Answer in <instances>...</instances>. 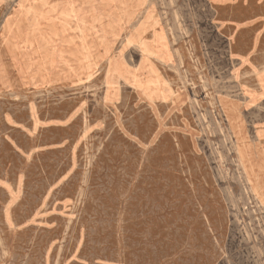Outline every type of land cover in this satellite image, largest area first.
I'll return each instance as SVG.
<instances>
[{
  "label": "rangeland",
  "instance_id": "rangeland-1",
  "mask_svg": "<svg viewBox=\"0 0 264 264\" xmlns=\"http://www.w3.org/2000/svg\"><path fill=\"white\" fill-rule=\"evenodd\" d=\"M207 7L0 0V264H264V65L164 48L134 76L142 39L211 36Z\"/></svg>",
  "mask_w": 264,
  "mask_h": 264
},
{
  "label": "crops",
  "instance_id": "crops-1",
  "mask_svg": "<svg viewBox=\"0 0 264 264\" xmlns=\"http://www.w3.org/2000/svg\"><path fill=\"white\" fill-rule=\"evenodd\" d=\"M207 2L209 7L206 8V14L210 16L212 25L208 30L212 35L205 36V38H197L196 30L193 29L192 21L190 20V36L185 39L184 44L173 45L166 38L164 40L156 37L142 39V47L146 48V51H144V56L141 58L140 68L134 74L135 77L138 76L141 79L149 78L150 73L154 72L149 67V61L153 63L154 60H157L160 63V79L163 78V74H167L165 71L166 66L170 65V60L167 58L164 48H173L172 59L174 66L179 70L181 66L183 68L186 66L189 74L195 73L196 61L192 60L191 54L194 53L196 57L195 48L198 46L224 47L225 50H220V54L225 56L226 64L229 60L228 47H245L246 50L242 53L238 51L232 53V60L237 62V67H239L240 71L245 70L253 74L263 73L261 66L264 65V0H207ZM163 33L160 31L161 35ZM176 47L180 48L178 54H182L179 59L176 56ZM182 47H189L188 56L186 51L181 49ZM191 48H194L193 52ZM181 59L182 62L180 61ZM203 63L207 67V61L204 60ZM127 77L125 75V78ZM165 90L166 88L160 82V94L166 95L163 93ZM163 100L160 98V101ZM168 101L172 102V100ZM262 137L260 142L264 143V135ZM255 141H258V139ZM261 159L263 160V158ZM261 175L264 177V172ZM261 189L264 190V186Z\"/></svg>",
  "mask_w": 264,
  "mask_h": 264
},
{
  "label": "bare ground",
  "instance_id": "bare-ground-1",
  "mask_svg": "<svg viewBox=\"0 0 264 264\" xmlns=\"http://www.w3.org/2000/svg\"><path fill=\"white\" fill-rule=\"evenodd\" d=\"M125 34V33H124ZM131 34V33H130ZM211 131V130H210Z\"/></svg>",
  "mask_w": 264,
  "mask_h": 264
}]
</instances>
